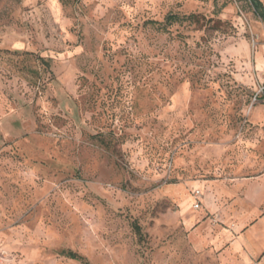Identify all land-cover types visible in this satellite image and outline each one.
Returning <instances> with one entry per match:
<instances>
[{
	"label": "rangeland",
	"instance_id": "374dc122",
	"mask_svg": "<svg viewBox=\"0 0 264 264\" xmlns=\"http://www.w3.org/2000/svg\"><path fill=\"white\" fill-rule=\"evenodd\" d=\"M262 87L248 0H0V264H264Z\"/></svg>",
	"mask_w": 264,
	"mask_h": 264
},
{
	"label": "trees",
	"instance_id": "16d2710c",
	"mask_svg": "<svg viewBox=\"0 0 264 264\" xmlns=\"http://www.w3.org/2000/svg\"><path fill=\"white\" fill-rule=\"evenodd\" d=\"M248 1L250 2L251 6L253 7L255 14L264 23V4H263V2L261 0H248ZM193 19H195V17L192 16V15H190L188 17H181L179 15H170V16H168L166 18L165 27L171 26V25H173L175 23H183V22L190 21V20H193ZM133 228L135 230V233L140 238H142L143 234H142V231H141V227L136 222L133 224ZM62 255L65 258H68V259L73 260V261L80 262L81 264H89V262L84 257H82L81 255H79V254H77V253H75L73 251H64V252H62Z\"/></svg>",
	"mask_w": 264,
	"mask_h": 264
},
{
	"label": "built area",
	"instance_id": "2783aa9c",
	"mask_svg": "<svg viewBox=\"0 0 264 264\" xmlns=\"http://www.w3.org/2000/svg\"><path fill=\"white\" fill-rule=\"evenodd\" d=\"M259 94L264 96V87H262L260 90H259ZM196 197H198V194L196 195ZM196 207L198 208L199 207V204L196 205Z\"/></svg>",
	"mask_w": 264,
	"mask_h": 264
}]
</instances>
